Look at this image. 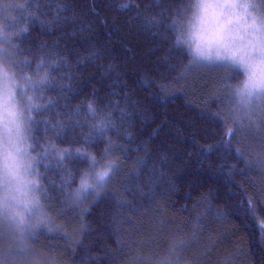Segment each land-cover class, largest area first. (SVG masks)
<instances>
[{"label":"trees","instance_id":"obj_1","mask_svg":"<svg viewBox=\"0 0 264 264\" xmlns=\"http://www.w3.org/2000/svg\"><path fill=\"white\" fill-rule=\"evenodd\" d=\"M29 1L14 16L0 5V30L14 72L23 58L33 78L42 58L60 61L34 101L36 152L51 147L38 166L54 229L30 241L38 254L53 264H264V109L222 147L234 127L227 85L244 77L190 63L188 46H176L169 26L184 0ZM246 2L264 16V0ZM89 103L111 111L116 127L104 136L86 115L74 123ZM65 149L118 162L99 198L72 199L89 165L60 163Z\"/></svg>","mask_w":264,"mask_h":264},{"label":"snow or ice","instance_id":"obj_2","mask_svg":"<svg viewBox=\"0 0 264 264\" xmlns=\"http://www.w3.org/2000/svg\"><path fill=\"white\" fill-rule=\"evenodd\" d=\"M184 3L185 7L169 26L177 32L176 46H188L190 63L204 61L220 65L223 70L229 73L235 70L244 77L237 85H227L234 98V106L230 108L234 127L228 129L229 139L222 145L227 149L238 135L236 129L251 126L254 108L264 109V16L253 15L250 9L254 5L242 0H184ZM209 28L211 34L205 38ZM27 30L25 26L20 32ZM5 43H9L8 37L0 30V44ZM8 55L6 49H0V239L10 236L15 240V246L7 251L13 264H39L30 241L39 239L37 233L42 229L48 232L54 229L41 203V195L47 189L41 184L38 166L40 160L49 158L51 147L36 152L31 133L35 124L33 114L40 109L34 101L39 89L54 86L52 68L59 67L60 61L42 58L33 78L25 71L27 61L23 62L19 74L10 73ZM64 87L70 85L61 86ZM102 111L89 103L87 113L77 109L73 114L74 123L80 126L79 117L86 115L91 118L90 130L104 136L116 123L111 111L101 115ZM57 155L60 163L75 158L89 165L81 173L79 187L72 197L75 202L90 196L99 198L101 190L107 188L118 170V162L109 158V152L100 159L81 149L74 152L65 149ZM236 155L243 154L237 151ZM68 182L66 179L65 183ZM0 264H5L2 256Z\"/></svg>","mask_w":264,"mask_h":264},{"label":"rangeland","instance_id":"obj_3","mask_svg":"<svg viewBox=\"0 0 264 264\" xmlns=\"http://www.w3.org/2000/svg\"><path fill=\"white\" fill-rule=\"evenodd\" d=\"M242 2L248 4L246 2V0H242ZM254 7L256 9V12L253 15L262 16L261 12L257 9L256 5H254ZM210 34H211V30L209 28L206 31V33H205V38H208L210 36ZM0 49H6V47H0ZM6 50H7V53L9 54V52H8L9 50L8 49H6ZM6 59H7L8 63H9V65H10L9 72L10 73H13L14 70L12 68V64H14V61L11 60L10 55H8V57H6ZM191 60H192V57H191ZM202 62H204V61H197L195 63H202ZM17 74H19V73H17ZM18 99H19V97H18ZM43 207H44V205H43ZM44 210H45V208H44ZM38 236H39V239H36L38 241H41V238H44L42 235H38ZM73 238H74L73 235H70V236L69 235H66V238L63 239L62 241L65 242V243H68V244H71V243L73 244L74 243V242H72ZM31 241H34V240L32 239ZM15 243H16L15 240L12 239L10 236H5L4 238L0 239V256L4 257L5 264H13V261L11 260V258L7 257V251L9 249V247H14L15 246ZM30 245H31V243H30ZM31 249H32V252H33L34 256L37 258L39 264H53V262H51L50 259H47L46 257L40 256L38 254L39 251L36 250L35 248H33L32 246H31ZM233 260L231 262H229V264H236ZM221 264H224V263H221Z\"/></svg>","mask_w":264,"mask_h":264},{"label":"bare ground","instance_id":"obj_4","mask_svg":"<svg viewBox=\"0 0 264 264\" xmlns=\"http://www.w3.org/2000/svg\"><path fill=\"white\" fill-rule=\"evenodd\" d=\"M2 10H5L6 13H8L10 16H14L16 14V11H20L21 13H24L25 11L28 12V8L31 6V2L29 0H2ZM4 34H7V31L2 29ZM31 45H33V42H30ZM0 47H6V49H10L9 43L0 44ZM27 61L28 64L30 63L28 58H23L21 61V64H24L23 62ZM31 94V93H30ZM36 96V95H35Z\"/></svg>","mask_w":264,"mask_h":264}]
</instances>
